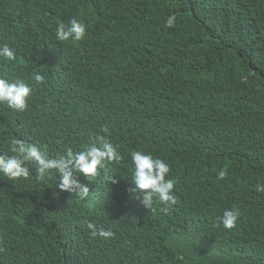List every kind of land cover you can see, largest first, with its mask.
<instances>
[{"label": "trees", "instance_id": "16d2710c", "mask_svg": "<svg viewBox=\"0 0 264 264\" xmlns=\"http://www.w3.org/2000/svg\"><path fill=\"white\" fill-rule=\"evenodd\" d=\"M72 18L84 39L58 41ZM2 45L16 55L0 78L31 95L0 104V153L18 139L54 158L103 136L121 159L76 174L84 199L34 163L0 174V264H264V0H0ZM132 150L169 164L175 203L129 191Z\"/></svg>", "mask_w": 264, "mask_h": 264}, {"label": "clouds", "instance_id": "9594fccd", "mask_svg": "<svg viewBox=\"0 0 264 264\" xmlns=\"http://www.w3.org/2000/svg\"><path fill=\"white\" fill-rule=\"evenodd\" d=\"M85 35L86 26L76 18L70 19L67 23L58 22L55 29L56 39L60 42L80 41ZM15 55V51L8 45L0 46V57L14 60ZM33 78L37 83H42L45 79L39 72H34ZM30 95L31 88L25 82L20 80L10 82L0 78V104L6 103L8 108L17 112L24 111ZM10 152L11 154L0 153V174L9 180L27 179L30 176L27 165L34 163L39 177L42 178L54 170L58 174L56 186L61 191L76 193L81 199L88 196L89 186L81 184L76 174H83L88 179L94 178L98 175V170L105 167L106 162L121 159L118 147L103 136L98 137L82 150L74 151L68 148L63 154L54 158L47 155L40 147L27 146L18 139L10 141ZM129 155L132 165L131 183L134 185L129 191L141 194L137 199L142 206L151 209L154 199L165 206L175 203L172 190L176 181L173 178H166L170 173L169 164L141 150H132ZM164 210L166 211L167 208L165 207ZM239 215L237 208L226 209L220 217V222L225 229H232ZM87 228L92 237L99 236L107 240L114 236L111 228L98 229L92 222L87 223Z\"/></svg>", "mask_w": 264, "mask_h": 264}]
</instances>
